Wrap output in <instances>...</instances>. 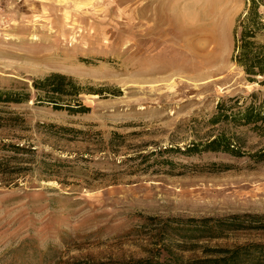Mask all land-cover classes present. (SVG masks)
<instances>
[{
  "label": "rangeland",
  "instance_id": "374dc122",
  "mask_svg": "<svg viewBox=\"0 0 264 264\" xmlns=\"http://www.w3.org/2000/svg\"><path fill=\"white\" fill-rule=\"evenodd\" d=\"M247 1L0 0V92L20 100L0 101V264L264 247V129L210 122L222 99L264 100L231 59ZM51 73L86 111L35 100ZM218 132L238 155L185 153Z\"/></svg>",
  "mask_w": 264,
  "mask_h": 264
},
{
  "label": "trees",
  "instance_id": "16d2710c",
  "mask_svg": "<svg viewBox=\"0 0 264 264\" xmlns=\"http://www.w3.org/2000/svg\"><path fill=\"white\" fill-rule=\"evenodd\" d=\"M234 44L231 59L239 67L249 81H257L264 84V0H248L245 10L239 15L233 28ZM258 77V78H257ZM35 90V100L47 102L55 108L65 107L69 113L84 112L86 107L76 100L78 88L75 82L62 74L51 73L41 78L32 80ZM63 82H65V85ZM0 101H20L19 98H10L6 92ZM251 93V98L255 97ZM28 95H26V98ZM69 97V98H63ZM210 122H232L233 124H251L255 127L264 129V100L257 103L254 100L245 103L240 100V96L228 97L217 103L216 112L210 118ZM200 146V147H199ZM201 150L222 151L233 155L239 154L236 141L223 132H218L204 143H193L185 148V153L192 154ZM256 161L264 162V146L250 154ZM250 218L257 216L248 215ZM206 222V221H205ZM252 247V248H251ZM236 246L232 249L220 248L212 250L218 253L216 256L196 260L191 264H250L253 254L257 255L255 264H260L261 257L264 256L262 246ZM175 260L155 262L147 258L111 261L106 264H177ZM253 263V262H252Z\"/></svg>",
  "mask_w": 264,
  "mask_h": 264
},
{
  "label": "bare ground",
  "instance_id": "6f19581e",
  "mask_svg": "<svg viewBox=\"0 0 264 264\" xmlns=\"http://www.w3.org/2000/svg\"><path fill=\"white\" fill-rule=\"evenodd\" d=\"M214 75V74H213ZM209 76V75H208ZM211 86V85H210Z\"/></svg>",
  "mask_w": 264,
  "mask_h": 264
}]
</instances>
